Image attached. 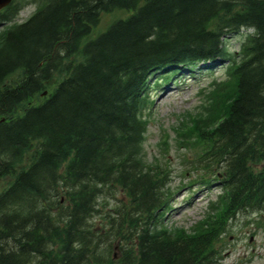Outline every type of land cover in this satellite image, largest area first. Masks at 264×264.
<instances>
[{"label":"trees","instance_id":"obj_1","mask_svg":"<svg viewBox=\"0 0 264 264\" xmlns=\"http://www.w3.org/2000/svg\"><path fill=\"white\" fill-rule=\"evenodd\" d=\"M0 25V264H216L227 221L264 207V0H13ZM219 57L226 80L176 141L223 191L193 231L168 229V172L143 148L147 85Z\"/></svg>","mask_w":264,"mask_h":264},{"label":"rangeland","instance_id":"obj_2","mask_svg":"<svg viewBox=\"0 0 264 264\" xmlns=\"http://www.w3.org/2000/svg\"><path fill=\"white\" fill-rule=\"evenodd\" d=\"M34 9V3L26 2L17 19L26 18ZM128 13L127 9L104 13L86 39L103 31L113 19L125 17ZM242 40L241 34H231L224 39V43L230 52L235 53ZM227 62L226 58L219 57L202 64L182 66L175 75L168 70L157 72L147 85L146 91L152 102L147 108L149 119L143 148L146 161H158L168 172L171 192L163 219L168 229L178 230L181 227L190 233L206 217L212 201L217 202L222 194L218 181H198L200 177L196 174L202 172L195 174L191 169L197 148L190 143L177 142L179 136L176 135V128L183 113L187 117L189 114L190 117L197 116L204 105L211 103L216 87L213 82L226 80ZM226 90L227 83L220 92ZM7 180H0V190ZM112 193L113 197L109 193L107 201L110 205L123 195L119 189H114ZM93 221L98 226L103 223L100 215H95ZM214 248L219 254L216 264H264V207L256 211L238 212L231 217ZM115 251L117 254L120 252L119 249Z\"/></svg>","mask_w":264,"mask_h":264},{"label":"water","instance_id":"obj_3","mask_svg":"<svg viewBox=\"0 0 264 264\" xmlns=\"http://www.w3.org/2000/svg\"><path fill=\"white\" fill-rule=\"evenodd\" d=\"M11 0H0V8L4 7L7 5Z\"/></svg>","mask_w":264,"mask_h":264},{"label":"bare ground","instance_id":"obj_4","mask_svg":"<svg viewBox=\"0 0 264 264\" xmlns=\"http://www.w3.org/2000/svg\"><path fill=\"white\" fill-rule=\"evenodd\" d=\"M194 65H196V64H194Z\"/></svg>","mask_w":264,"mask_h":264}]
</instances>
